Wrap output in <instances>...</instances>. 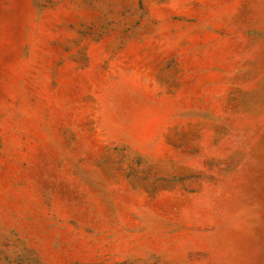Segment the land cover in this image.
<instances>
[{
  "label": "rangeland",
  "instance_id": "rangeland-1",
  "mask_svg": "<svg viewBox=\"0 0 264 264\" xmlns=\"http://www.w3.org/2000/svg\"><path fill=\"white\" fill-rule=\"evenodd\" d=\"M0 264H264V0H0Z\"/></svg>",
  "mask_w": 264,
  "mask_h": 264
}]
</instances>
